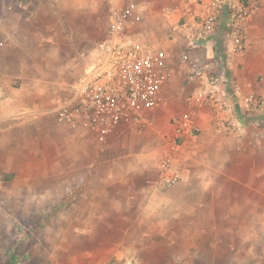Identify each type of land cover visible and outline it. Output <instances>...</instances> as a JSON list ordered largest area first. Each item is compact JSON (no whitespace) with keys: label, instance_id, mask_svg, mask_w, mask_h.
Masks as SVG:
<instances>
[{"label":"rangeland","instance_id":"obj_1","mask_svg":"<svg viewBox=\"0 0 264 264\" xmlns=\"http://www.w3.org/2000/svg\"><path fill=\"white\" fill-rule=\"evenodd\" d=\"M202 1L0 0V52L9 54L10 61L21 58L30 78L40 79L49 93L56 89L59 106L73 80L94 59L115 8L135 4L137 37L169 59L187 46L182 26L191 25ZM9 15L17 20H8ZM16 27L26 35L4 40L5 31ZM30 33L39 35L28 37ZM225 71L231 73L221 66L219 80ZM249 71L256 87L263 88L264 67ZM182 85L186 103H177L179 113L170 123L189 109L195 84ZM260 117L248 120L242 134L215 128L217 141L205 140L206 135L200 139L195 129L183 140L187 165L179 161L187 178L172 188L163 185L158 168L161 142L173 128H126L103 143L79 133L71 145H57L50 136L35 141L21 171L49 176L51 187L54 176H60L65 189H83L92 178L97 184L106 178L112 193L97 207L103 212L91 214L72 212L82 197H62L61 208L44 213L0 210V264H264ZM100 158L109 161L100 164ZM7 175L0 173V178ZM85 215L93 228L72 223L74 218L84 221Z\"/></svg>","mask_w":264,"mask_h":264},{"label":"built area","instance_id":"obj_2","mask_svg":"<svg viewBox=\"0 0 264 264\" xmlns=\"http://www.w3.org/2000/svg\"><path fill=\"white\" fill-rule=\"evenodd\" d=\"M258 8V0H204L192 13L191 25L182 26L188 42L179 62L186 72V81L195 84V89L189 98V109L173 116V132L161 142L158 174L166 188L184 179L179 157L184 138H191L199 128V108L213 110L217 131L231 134H242L248 120L264 116L263 94H243L232 89L227 71L221 80L215 76L217 66L228 67L231 56L246 53L248 27ZM138 24L135 4L113 10L94 59L73 80L67 97L56 109L59 123L99 143L105 142L119 126H134L143 132L153 125L152 113L173 72L164 52L137 37ZM209 46L211 55L191 59L190 50Z\"/></svg>","mask_w":264,"mask_h":264},{"label":"crops","instance_id":"obj_3","mask_svg":"<svg viewBox=\"0 0 264 264\" xmlns=\"http://www.w3.org/2000/svg\"><path fill=\"white\" fill-rule=\"evenodd\" d=\"M7 19H10V21L17 20L10 15ZM24 20L28 21L27 18H22V21ZM35 20L40 21L42 19L40 16H35ZM50 30H52L50 34H53V29ZM23 35L26 34L19 32L18 27H16L13 30H6L3 37L7 41V39H18V36ZM38 35V33H30L28 37H38ZM247 35L248 47L246 53L242 56H231L228 61V67L231 70L229 74L232 89L243 94L251 91L264 94V87H256L249 71L253 68L264 67V0H259L258 11L249 24ZM18 52L20 51L18 50ZM181 52H177L178 55L176 58L173 56L169 58L173 76L164 85L161 102L158 108L152 113L153 125L146 127L148 129L173 128L169 119L174 113H179L177 103L182 104L185 96L183 91L185 87L182 84L187 83L186 72L179 62ZM1 53L0 173L8 175L5 178H0V210L12 211L14 213H44L46 208L53 210L61 208L62 197H82L85 199L73 203L74 207H72V212L76 214L80 211L90 214L98 211L103 212V209H98L97 207L104 205L105 197L107 198L109 193H112V191L106 189L108 179L105 178L97 184L93 180L95 178H92L91 184L83 189H65L59 184L60 176H54L53 181H55V184L51 187L48 183L49 178H46L49 176L21 171L23 168L20 166L28 159V150L33 148L35 141L43 140L45 136H50L51 140L57 145L61 143L76 144L78 132L72 131L58 122L56 109L60 94L54 92L56 89L53 90V94L49 93V89L46 88L40 79L30 78L26 70L27 68H25L27 65L21 62V58L19 59L17 56L12 55L13 60L10 61L11 56L9 54L4 56ZM211 54V46L209 48L190 50L191 59L194 60L202 59L206 55ZM219 74L220 67L217 66L215 76L218 79L221 78ZM185 103L184 100L182 106ZM196 120L199 124V128L197 129L200 130V139L206 135L207 138L205 140L217 141L219 137L216 138L214 134V129L217 125V116H215L213 110L199 108L196 113ZM126 128L135 127L122 125L116 131L119 132ZM135 129L138 130L137 128ZM115 132H113L112 136ZM80 135L84 136L82 134ZM197 138L193 139L197 140ZM184 148L185 144L182 152V155L185 154V156L182 157L181 155L179 157V161L183 164L188 161ZM191 148L193 149L194 147L191 146ZM107 161H109L107 158H100V164ZM184 172L185 179L188 175L186 166ZM155 194L151 193V197L155 196ZM74 222H84V227L93 228V222L87 215H85L84 221L74 218L72 223Z\"/></svg>","mask_w":264,"mask_h":264}]
</instances>
